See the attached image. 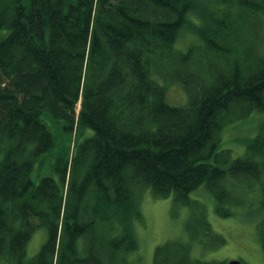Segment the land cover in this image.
Wrapping results in <instances>:
<instances>
[{
  "label": "trees",
  "instance_id": "trees-1",
  "mask_svg": "<svg viewBox=\"0 0 264 264\" xmlns=\"http://www.w3.org/2000/svg\"><path fill=\"white\" fill-rule=\"evenodd\" d=\"M169 83L186 103L167 102ZM255 111L264 0H0V264H131L141 191L192 206L204 188L227 216L242 201L229 181L261 191L264 255V121L243 156L217 150L223 127ZM46 121L83 135L55 157L59 185L31 178L55 145ZM194 225L223 243L203 213L186 223L190 239ZM39 227L46 240L28 256ZM152 264L226 262L167 240Z\"/></svg>",
  "mask_w": 264,
  "mask_h": 264
},
{
  "label": "rangeland",
  "instance_id": "rangeland-1",
  "mask_svg": "<svg viewBox=\"0 0 264 264\" xmlns=\"http://www.w3.org/2000/svg\"><path fill=\"white\" fill-rule=\"evenodd\" d=\"M178 45L184 48L185 41L179 40ZM169 84L166 89L167 102L175 105L186 103L187 95L182 86L178 83ZM263 121L264 111H255L245 119L225 125L220 133L217 150L228 149L234 158L243 156L246 153V145L259 132ZM46 122L54 135L55 145L49 153L43 155L40 164L36 163L31 178L37 182L40 176L51 174L59 185V174L52 170L56 163L55 157L64 155L67 151L72 152L83 135L70 136L61 129H55V124H51V121ZM56 125L59 126V123ZM225 183L242 200L241 203L231 205L232 214L227 216L215 211L216 199L204 188L189 194L195 201L192 206L176 204L171 196L158 197L148 188L141 191L137 197V210L141 217L133 219L137 248L129 254L130 263L152 264L154 250L158 245L167 240H177L190 243L193 259L225 262L235 259L244 264H264V255L256 229V222L263 212L256 210L259 207L261 191L257 184L248 186L245 183L231 181ZM202 213L209 222L211 231L223 237V243L211 246L208 239L202 235L200 227L196 225L192 228L198 232V238H189L186 223L190 218H198ZM46 237L47 231L44 227L34 231L26 247L28 256L38 252Z\"/></svg>",
  "mask_w": 264,
  "mask_h": 264
},
{
  "label": "water",
  "instance_id": "water-1",
  "mask_svg": "<svg viewBox=\"0 0 264 264\" xmlns=\"http://www.w3.org/2000/svg\"><path fill=\"white\" fill-rule=\"evenodd\" d=\"M226 264H244V263L240 260L233 259V260L227 261Z\"/></svg>",
  "mask_w": 264,
  "mask_h": 264
}]
</instances>
